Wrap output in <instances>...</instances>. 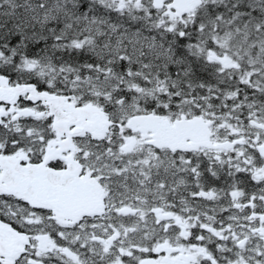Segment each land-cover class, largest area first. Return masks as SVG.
Segmentation results:
<instances>
[{"label":"snow or ice","instance_id":"6c2138e0","mask_svg":"<svg viewBox=\"0 0 264 264\" xmlns=\"http://www.w3.org/2000/svg\"><path fill=\"white\" fill-rule=\"evenodd\" d=\"M0 264H264V0H0Z\"/></svg>","mask_w":264,"mask_h":264}]
</instances>
